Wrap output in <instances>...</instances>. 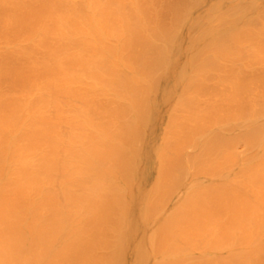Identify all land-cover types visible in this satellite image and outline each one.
Listing matches in <instances>:
<instances>
[{
    "label": "bare ground",
    "instance_id": "6f19581e",
    "mask_svg": "<svg viewBox=\"0 0 264 264\" xmlns=\"http://www.w3.org/2000/svg\"><path fill=\"white\" fill-rule=\"evenodd\" d=\"M0 264H264V0H0Z\"/></svg>",
    "mask_w": 264,
    "mask_h": 264
}]
</instances>
